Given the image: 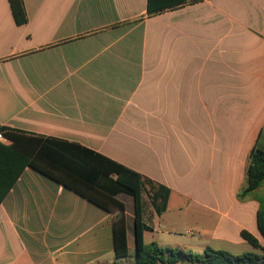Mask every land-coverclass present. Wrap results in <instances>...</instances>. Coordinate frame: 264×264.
<instances>
[{"label":"crops","instance_id":"1","mask_svg":"<svg viewBox=\"0 0 264 264\" xmlns=\"http://www.w3.org/2000/svg\"><path fill=\"white\" fill-rule=\"evenodd\" d=\"M186 1L23 0L17 26L0 0V125L140 174L146 245L241 254L242 231L261 240L238 194L264 150V0ZM122 202L123 217L26 166L0 201V264L131 263L115 256L124 225L135 257Z\"/></svg>","mask_w":264,"mask_h":264},{"label":"trees","instance_id":"2","mask_svg":"<svg viewBox=\"0 0 264 264\" xmlns=\"http://www.w3.org/2000/svg\"><path fill=\"white\" fill-rule=\"evenodd\" d=\"M17 26L27 24L28 18L23 0H8ZM186 0H148L149 15L178 8ZM0 201L9 192L22 170L30 165L82 194L109 210L125 212L119 199L130 196L134 202V218L131 232L135 244V262L128 264H179L185 259L192 264H264V244L247 231L241 236L255 251L233 254L228 251L206 248L197 254L182 248H163L156 243L146 245L143 233L146 227L142 219V188L147 181L137 172L76 143L53 138L26 137L17 131L0 125ZM254 197L259 203L257 225L264 240V150L254 147L247 169V187L238 194L239 199ZM115 256L128 257L125 226L115 227Z\"/></svg>","mask_w":264,"mask_h":264},{"label":"rangeland","instance_id":"3","mask_svg":"<svg viewBox=\"0 0 264 264\" xmlns=\"http://www.w3.org/2000/svg\"><path fill=\"white\" fill-rule=\"evenodd\" d=\"M120 200L124 201L127 204L129 210H131L133 208V199L130 196L122 195V196H120ZM197 228L199 229L200 227H197ZM198 229L197 230L196 229L195 230H190L189 227L183 226L182 229L180 230V232H181V234L185 235L186 237H190L192 235L197 237L199 235ZM260 239H261L260 240L261 243L264 244V240L262 238H260ZM184 250H186V249H184ZM251 251H254V249L252 247H251L250 251H240V252L244 253V252H251ZM191 252H194V253H197V254H202L203 253L202 251H200V252L199 251H191ZM123 261L135 262V257H133V258H124ZM179 264H192V263H190L189 261L183 259V260L180 261Z\"/></svg>","mask_w":264,"mask_h":264},{"label":"built area","instance_id":"4","mask_svg":"<svg viewBox=\"0 0 264 264\" xmlns=\"http://www.w3.org/2000/svg\"><path fill=\"white\" fill-rule=\"evenodd\" d=\"M4 138H3V136H2V134H0V140H3Z\"/></svg>","mask_w":264,"mask_h":264}]
</instances>
